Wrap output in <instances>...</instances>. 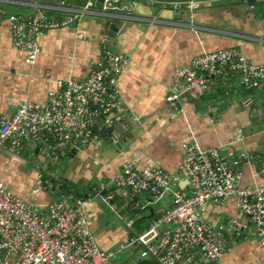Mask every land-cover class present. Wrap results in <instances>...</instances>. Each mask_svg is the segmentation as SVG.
Returning <instances> with one entry per match:
<instances>
[{"label": "crops", "instance_id": "0c3cea01", "mask_svg": "<svg viewBox=\"0 0 264 264\" xmlns=\"http://www.w3.org/2000/svg\"><path fill=\"white\" fill-rule=\"evenodd\" d=\"M61 1L73 11L87 0H0V113L11 115L23 100L45 102L58 82L84 81L105 46L127 59L117 81L123 100L120 111L126 114L125 121L117 124L122 131L104 136L106 129L98 127L97 142L56 165L62 177L57 182L75 185L79 197L88 198L84 216L101 249L125 244L171 206L170 195L158 201L142 196L139 201L146 203L144 209H139L135 200L132 207L127 206L122 199L126 192L112 183L126 162L143 168L157 165L174 175L182 158L181 145L194 141L202 148H220L239 176L237 188L264 186V174L251 164L264 155V89H246L239 74L226 71L221 77H210L205 90L191 89L180 93L172 104L166 101L176 82L175 69L203 53L240 48L247 59L264 63V22L260 18L233 6L235 0H182L197 4L190 11L173 10L164 1H151V7L130 2L118 7L117 1L102 10L103 0H91L93 8L73 24L40 35L39 53L34 63L27 64L24 52L11 42L7 17H28L46 10L51 18L61 19L66 12L54 9ZM113 26L115 30L110 28ZM236 130L244 134L242 140L234 138ZM241 155L251 160L240 161ZM19 156L0 150V180L12 193L31 202L30 190L42 173L31 164L33 170L26 177L16 175L17 166L25 164L22 158L28 154L23 151ZM173 188L187 191L183 182ZM99 192H105L102 199ZM39 195L42 204L48 202V194ZM108 196L113 202L111 210L103 201ZM205 219L223 230L229 250L217 263L198 255L189 264H264V246L248 226L242 228L246 220L238 212L235 197L221 204L209 203ZM108 264L157 262L142 259L137 248L129 247Z\"/></svg>", "mask_w": 264, "mask_h": 264}, {"label": "built area", "instance_id": "2783aa9c", "mask_svg": "<svg viewBox=\"0 0 264 264\" xmlns=\"http://www.w3.org/2000/svg\"><path fill=\"white\" fill-rule=\"evenodd\" d=\"M163 3L176 11L197 7L191 1ZM91 8V0L73 11L61 1L54 8L66 12L61 19L51 18L46 10L28 17L9 15L11 42L24 52L25 62L32 64L39 53L40 35L73 24ZM102 8H112L111 1L103 0ZM126 64V58L104 49L84 81L58 82L45 102L23 100L11 115L0 113V150L21 154L25 145H32L46 159L62 160L97 142L98 127L112 134L114 126L126 119L125 112L120 111L123 100L117 85ZM226 71L239 74L246 89H264V63L247 59L240 48L220 49L203 53L175 69L176 82L166 101L172 104L180 93L191 89L203 91L210 77ZM233 136L236 140L244 138L241 130L234 131ZM181 151L177 174H168L157 165L139 167L132 161L124 163L115 174L113 186L128 192L139 209L146 206L139 201L142 196L158 201L170 195L171 206L154 216L145 230L113 250L101 249L94 239L84 216L88 198L66 195L58 182L40 175L30 190L32 201L28 202L0 180V264H108L129 247L137 248L142 259L153 258L158 264H189L198 255L217 263L229 246L223 230L206 221L205 212L209 203L221 204L231 197H235L238 212L246 220L242 228L248 226L264 246V186L237 188L239 176L219 147L202 148L191 141L184 142ZM250 160V156L241 155L240 161ZM259 172L264 174V169ZM178 182L185 184L186 192L173 188ZM40 192L49 195L47 203H37ZM110 198L103 201L107 203ZM164 226L168 228L162 230Z\"/></svg>", "mask_w": 264, "mask_h": 264}, {"label": "water", "instance_id": "95a60500", "mask_svg": "<svg viewBox=\"0 0 264 264\" xmlns=\"http://www.w3.org/2000/svg\"><path fill=\"white\" fill-rule=\"evenodd\" d=\"M115 1L116 2H112V4L114 5V3H117V1H118V7L120 6V4L122 2H125V3L130 2L131 4H139V5H148L151 7V6H153L152 4H150L151 1L173 2V1H182V0H115ZM210 1H214V0H210ZM232 5L235 7H238L239 9H241L243 11H245L246 14L251 15L254 19L260 18L261 22H264V0H235L232 3ZM118 26H119V24H118ZM113 27L114 28H112V27H110V28L115 30L116 26H113ZM107 35L109 38H114V34H112L110 32H107ZM104 49L105 50L108 49V46H105ZM221 76L222 75H220L219 77H221ZM227 89L228 88H225L226 91H227ZM120 128H121L120 125L114 126L113 129L115 130L116 134H119L122 131V130H120ZM108 142L112 143L111 141H108ZM24 151H25V153L28 154V156H27V158H22V159H24L23 161L25 163H29V160L32 157H36V160L38 161V164L36 165V170L38 172L42 173L43 177H45L46 179L49 178L50 181H54V182H57L58 180L62 179L58 169H56V170L52 169V167L54 165H59L61 163L60 159H46V157L40 153L39 148L33 147L32 145H25ZM13 155L17 158H20L19 154H13ZM72 156H73V154L68 155V157H72ZM256 159L257 160L251 162V164H254L256 170L259 172L262 169H264V155L263 156H257ZM45 165L47 166V168L45 167ZM82 189L84 190V188H82ZM104 195H105V192H99V194L97 196L102 199V196H104ZM122 199L126 201L127 206L129 205L130 207H132L134 205V200L129 198L128 192H126L125 196H123ZM112 203H113L112 200L108 201L107 203L104 202V204L110 210H111L110 206ZM136 210H137V208H136ZM137 252H138V249H137ZM153 260L155 262H157L155 259H153Z\"/></svg>", "mask_w": 264, "mask_h": 264}, {"label": "trees", "instance_id": "16d2710c", "mask_svg": "<svg viewBox=\"0 0 264 264\" xmlns=\"http://www.w3.org/2000/svg\"><path fill=\"white\" fill-rule=\"evenodd\" d=\"M104 136H108L110 134V130L109 129H106L104 130L103 132ZM59 185H60V190L65 193L66 195H69L73 198L75 197H79L80 195V192L77 191V188L75 185H72L70 183H67V182H58ZM84 196V195H82ZM79 198H83V197H79Z\"/></svg>", "mask_w": 264, "mask_h": 264}, {"label": "rangeland", "instance_id": "374dc122", "mask_svg": "<svg viewBox=\"0 0 264 264\" xmlns=\"http://www.w3.org/2000/svg\"><path fill=\"white\" fill-rule=\"evenodd\" d=\"M7 166H9V164H6ZM56 165H54L52 167L53 170H56ZM33 167L31 166V164L29 163H25L24 165H22V163H19V165L17 166V173L16 175H19V176H22V178L26 177L28 173H30L33 169ZM9 172H11L10 169H7ZM15 175V176H16ZM30 197V200L32 201V197L31 195L29 196ZM37 203L41 204L43 203V200L40 199V195L38 194L37 195Z\"/></svg>", "mask_w": 264, "mask_h": 264}, {"label": "flooded vegetation", "instance_id": "af4514ba", "mask_svg": "<svg viewBox=\"0 0 264 264\" xmlns=\"http://www.w3.org/2000/svg\"><path fill=\"white\" fill-rule=\"evenodd\" d=\"M29 163L32 164V165H37L38 164V161L36 160V157H32L30 160H29Z\"/></svg>", "mask_w": 264, "mask_h": 264}]
</instances>
